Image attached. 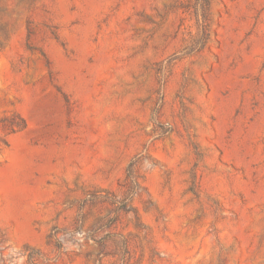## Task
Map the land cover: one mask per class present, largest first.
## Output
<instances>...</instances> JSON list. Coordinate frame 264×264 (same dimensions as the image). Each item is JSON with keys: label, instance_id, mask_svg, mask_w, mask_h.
<instances>
[{"label": "rangeland", "instance_id": "1", "mask_svg": "<svg viewBox=\"0 0 264 264\" xmlns=\"http://www.w3.org/2000/svg\"><path fill=\"white\" fill-rule=\"evenodd\" d=\"M0 264H264V0H0Z\"/></svg>", "mask_w": 264, "mask_h": 264}, {"label": "trees", "instance_id": "2", "mask_svg": "<svg viewBox=\"0 0 264 264\" xmlns=\"http://www.w3.org/2000/svg\"><path fill=\"white\" fill-rule=\"evenodd\" d=\"M128 178H130V175H129V177Z\"/></svg>", "mask_w": 264, "mask_h": 264}]
</instances>
